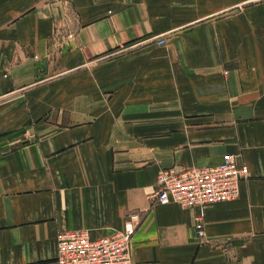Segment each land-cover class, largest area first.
<instances>
[{"label":"crops","instance_id":"crops-1","mask_svg":"<svg viewBox=\"0 0 264 264\" xmlns=\"http://www.w3.org/2000/svg\"><path fill=\"white\" fill-rule=\"evenodd\" d=\"M225 153L235 199H149ZM131 213L133 264H264V0H0V264Z\"/></svg>","mask_w":264,"mask_h":264},{"label":"built area","instance_id":"built-area-1","mask_svg":"<svg viewBox=\"0 0 264 264\" xmlns=\"http://www.w3.org/2000/svg\"><path fill=\"white\" fill-rule=\"evenodd\" d=\"M151 39L157 45L164 43L163 35ZM247 177V165L239 155L225 153L215 166L160 169L149 199L152 203L175 202L183 207H206L235 199L239 183ZM140 220L138 213H131L120 230L97 238L90 237L84 229L57 231V264H133L132 237ZM196 232L202 237L203 225L197 223Z\"/></svg>","mask_w":264,"mask_h":264}]
</instances>
